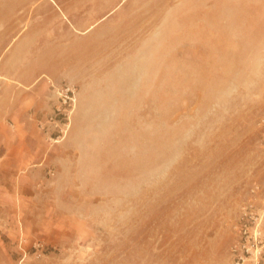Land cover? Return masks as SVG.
Listing matches in <instances>:
<instances>
[{"label":"rangeland","instance_id":"374dc122","mask_svg":"<svg viewBox=\"0 0 264 264\" xmlns=\"http://www.w3.org/2000/svg\"><path fill=\"white\" fill-rule=\"evenodd\" d=\"M252 7L0 0V94L36 79L18 101L48 105L33 110L48 155L35 201L0 205V263L236 264L244 225L264 245V11Z\"/></svg>","mask_w":264,"mask_h":264},{"label":"crops","instance_id":"0c3cea01","mask_svg":"<svg viewBox=\"0 0 264 264\" xmlns=\"http://www.w3.org/2000/svg\"><path fill=\"white\" fill-rule=\"evenodd\" d=\"M239 1L242 7L246 4V0ZM251 1L254 10L261 6L260 10L264 11V0ZM102 19L91 25L83 34ZM12 76L16 75L12 74ZM36 81L35 79L22 84L25 90L9 84L6 88L10 89L0 94V205H18L35 201L29 194L30 189L35 188L38 183L33 179L32 174L37 176L48 155L45 147L37 146L38 142L39 145L43 144L46 136L37 128L33 110L41 111L43 108L47 109L48 105L46 100L43 106L37 105L39 108L29 103H22L23 101L20 103L18 95L23 91L30 93L29 90L34 88L32 86L36 84ZM12 92L15 94L11 95ZM5 250V245L0 238V262L5 255Z\"/></svg>","mask_w":264,"mask_h":264},{"label":"built area","instance_id":"2783aa9c","mask_svg":"<svg viewBox=\"0 0 264 264\" xmlns=\"http://www.w3.org/2000/svg\"><path fill=\"white\" fill-rule=\"evenodd\" d=\"M240 232L242 240L233 247L232 251L236 264H245L252 257H259L263 254V233L259 229V225L253 229L244 225Z\"/></svg>","mask_w":264,"mask_h":264}]
</instances>
